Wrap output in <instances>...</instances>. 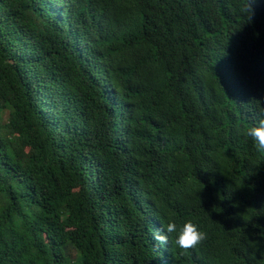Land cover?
I'll return each mask as SVG.
<instances>
[{"label":"trees","instance_id":"trees-1","mask_svg":"<svg viewBox=\"0 0 264 264\" xmlns=\"http://www.w3.org/2000/svg\"><path fill=\"white\" fill-rule=\"evenodd\" d=\"M244 3L0 0V264H264ZM170 221L207 238L158 245Z\"/></svg>","mask_w":264,"mask_h":264},{"label":"clouds","instance_id":"clouds-1","mask_svg":"<svg viewBox=\"0 0 264 264\" xmlns=\"http://www.w3.org/2000/svg\"><path fill=\"white\" fill-rule=\"evenodd\" d=\"M256 3L257 0H245L244 6L241 9V11L248 16V20L250 22L252 21L255 14ZM262 113H264V109H262ZM4 117L6 120L8 119L6 114H4ZM247 135L250 136L255 142L257 150L264 152V119H261L257 126L249 128ZM165 231L167 234L177 232V224L174 221H170L166 226V230L154 232L153 239L158 245L168 244V235L165 234ZM206 238V232L200 230L196 224L189 221L179 229L175 243L179 246V248L187 251L197 247Z\"/></svg>","mask_w":264,"mask_h":264}]
</instances>
